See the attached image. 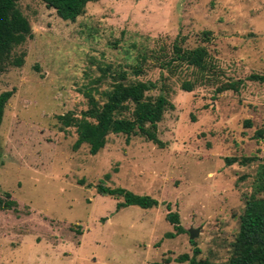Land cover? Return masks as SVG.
<instances>
[{"label":"rangeland","instance_id":"1","mask_svg":"<svg viewBox=\"0 0 264 264\" xmlns=\"http://www.w3.org/2000/svg\"><path fill=\"white\" fill-rule=\"evenodd\" d=\"M18 8L31 37L15 50L23 51L22 65L0 72V93L12 91L0 123V198L8 193L16 205V212L0 211V264H186L175 259L193 248L196 259L224 261L264 166V82L214 95L211 86L182 92L183 77H168L162 90L172 109L156 126L160 148L139 136L108 135L93 156L86 145L73 151V129L57 116L78 115L82 88L98 67L131 64V45H202L222 81L264 75V0H99L73 23L39 0H18ZM203 31L210 32L206 43ZM158 77L149 66L129 78ZM225 158L253 161L226 165ZM98 183L157 206L116 209L121 199L96 194ZM167 210L182 233L163 220ZM189 229L198 230L193 246Z\"/></svg>","mask_w":264,"mask_h":264},{"label":"trees","instance_id":"2","mask_svg":"<svg viewBox=\"0 0 264 264\" xmlns=\"http://www.w3.org/2000/svg\"><path fill=\"white\" fill-rule=\"evenodd\" d=\"M39 1L46 9H51L59 20L73 23L84 13L87 4L99 0ZM30 37L29 22L19 10L18 0H0V72L7 66L22 65L23 51L15 55V50ZM209 39V31L201 32V43H206ZM131 47L136 53L131 64L126 67L110 65L98 67V76L88 87L82 88L80 94L85 101V108L79 111L78 115L68 112L57 116L64 127L73 129L75 134V140L71 145L73 151L81 145H86L88 154L93 156L104 147L108 135H123L126 142L131 136H139L158 148L162 147V143L156 137V126L163 113L172 109V104L162 90L163 81L165 82L168 77H183L179 81V89L182 92L188 93L200 86H211L214 95L227 91L237 93L245 81L264 82V75L258 74H249L237 80H220V71L202 45L186 48L180 42L173 41L168 45H157L148 51L146 48L136 49L134 45ZM149 66L158 69L159 77L156 81L129 78L140 76ZM106 80L108 85L105 89L98 91L93 87ZM154 90L157 91L155 96L146 95ZM11 96L12 91L0 93V123L5 104ZM244 124L249 123L244 121ZM251 161L253 158L239 161L234 158L224 159L226 165L234 162L245 164ZM95 192L100 196L121 199L116 203V209L127 206L150 209L157 206L156 200L149 196L134 195L121 188L106 187L102 183L95 185ZM3 196L6 199L0 198V211L16 212L15 202L8 199V193H3ZM163 220L172 227L175 234L182 233L176 213L167 210ZM189 244L193 246L194 242L189 240ZM229 250V255L222 262L196 259L199 254L196 248L192 249L190 257L182 254L175 261L186 264H264V166L259 169L257 177L253 180L251 194L244 199L237 232L229 244Z\"/></svg>","mask_w":264,"mask_h":264},{"label":"water","instance_id":"3","mask_svg":"<svg viewBox=\"0 0 264 264\" xmlns=\"http://www.w3.org/2000/svg\"><path fill=\"white\" fill-rule=\"evenodd\" d=\"M188 234V239L192 240L193 238H195L198 235V230L197 229H189L187 231Z\"/></svg>","mask_w":264,"mask_h":264}]
</instances>
